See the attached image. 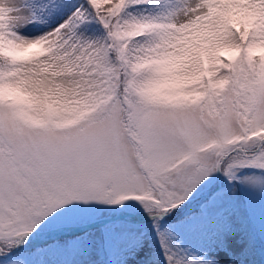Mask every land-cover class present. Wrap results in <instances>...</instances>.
Masks as SVG:
<instances>
[{"label":"snow or ice","instance_id":"1","mask_svg":"<svg viewBox=\"0 0 264 264\" xmlns=\"http://www.w3.org/2000/svg\"><path fill=\"white\" fill-rule=\"evenodd\" d=\"M0 264H264V0H0Z\"/></svg>","mask_w":264,"mask_h":264}]
</instances>
